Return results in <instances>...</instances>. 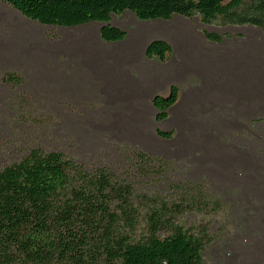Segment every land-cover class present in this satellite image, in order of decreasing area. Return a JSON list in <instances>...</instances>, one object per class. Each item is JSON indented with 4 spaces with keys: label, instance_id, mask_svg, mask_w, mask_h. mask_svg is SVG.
I'll use <instances>...</instances> for the list:
<instances>
[{
    "label": "trees",
    "instance_id": "trees-1",
    "mask_svg": "<svg viewBox=\"0 0 264 264\" xmlns=\"http://www.w3.org/2000/svg\"><path fill=\"white\" fill-rule=\"evenodd\" d=\"M2 1L43 25L101 22L105 41L125 37L124 30L109 22L112 15L125 11L140 20L198 15L205 24L264 28V0ZM204 34L209 40H221L220 34ZM170 50L169 43L154 39L145 53L164 60ZM22 82L13 71L0 76V85L12 90ZM178 91L172 85L166 95L154 96L157 121L167 117ZM22 94L14 92L3 101L19 111ZM123 158L142 176L150 175L155 163L163 171L169 167L160 157L135 148ZM168 189V196L140 192L126 172L117 175L106 165L88 169L59 150L31 146L0 166V264H204L216 241L208 220L221 210L222 201L191 181L171 182ZM187 214H196L198 224L187 226Z\"/></svg>",
    "mask_w": 264,
    "mask_h": 264
},
{
    "label": "rangeland",
    "instance_id": "rangeland-1",
    "mask_svg": "<svg viewBox=\"0 0 264 264\" xmlns=\"http://www.w3.org/2000/svg\"><path fill=\"white\" fill-rule=\"evenodd\" d=\"M0 6L5 7L8 18L18 22L13 28L0 22V76L7 71L3 68L8 64L9 55L20 50L22 45L30 57L33 53L43 54L46 51L42 50L47 49L48 44L53 45L62 38L63 31L74 29L40 25L2 0ZM111 19L131 24L135 19L150 21L146 25L161 33L171 26L183 29L194 38L191 44L201 42L199 48L209 46L205 43L208 39L204 32L220 34L221 44L215 55L219 56L222 66L229 61L231 69L252 67V71L263 70L264 75V28L248 24L220 25L218 21L205 24L198 15L191 18L174 15L163 22L140 20L132 12L125 11L112 15ZM10 89L9 85H0V166L25 154L29 147L38 146L59 150L88 169L106 165L117 175L126 172L140 192H159L168 196L171 182L199 183L222 201L221 210L208 220L216 241L207 250L204 264H264V111L252 115L251 111H217L213 125H199L198 134L202 140L194 142L198 143L197 148H189L191 153L185 156L160 157L169 164L167 171L155 163L150 175L142 176L135 165L123 158L131 148L95 137L94 130L87 125L93 120L92 111H37L33 98H26L24 91L12 92ZM14 92L24 96L19 111H14L10 103L3 101ZM84 129L90 132L86 133ZM119 147L122 148L120 152ZM196 153L198 155H193ZM184 219L187 226L199 222L196 214H187Z\"/></svg>",
    "mask_w": 264,
    "mask_h": 264
},
{
    "label": "crops",
    "instance_id": "crops-1",
    "mask_svg": "<svg viewBox=\"0 0 264 264\" xmlns=\"http://www.w3.org/2000/svg\"><path fill=\"white\" fill-rule=\"evenodd\" d=\"M8 15L0 6V22L8 28L17 26ZM109 22L126 32L122 40H103V23L89 21L69 27L56 25L75 30L63 31L62 38L48 44L43 54L30 57L24 45L15 50L3 68L24 77L15 90L33 98L37 111H92L93 120L87 125L95 137L162 158L185 156L191 153L189 148H197L202 140L199 125H213L217 111H251V115L264 111L263 70L231 69L229 61L222 66L215 55L220 42L208 39L209 46L199 48L201 42L191 44L194 38L183 29L171 26L161 33L146 25L150 21ZM154 39L171 46L162 61L145 53ZM172 85L178 86V96L167 117L157 121L152 100L155 95H166ZM156 128L172 135L162 137Z\"/></svg>",
    "mask_w": 264,
    "mask_h": 264
}]
</instances>
